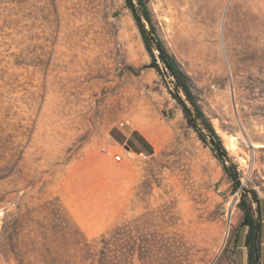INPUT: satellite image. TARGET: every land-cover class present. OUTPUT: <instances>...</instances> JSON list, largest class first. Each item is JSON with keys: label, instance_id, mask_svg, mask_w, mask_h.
Segmentation results:
<instances>
[{"label": "rangeland", "instance_id": "1", "mask_svg": "<svg viewBox=\"0 0 264 264\" xmlns=\"http://www.w3.org/2000/svg\"><path fill=\"white\" fill-rule=\"evenodd\" d=\"M145 1L226 155L148 66L125 0H0V238L18 218L26 264H215L243 192L223 165L264 180V0Z\"/></svg>", "mask_w": 264, "mask_h": 264}, {"label": "trees", "instance_id": "2", "mask_svg": "<svg viewBox=\"0 0 264 264\" xmlns=\"http://www.w3.org/2000/svg\"><path fill=\"white\" fill-rule=\"evenodd\" d=\"M132 17L136 23L138 31L141 35L142 42L146 51L148 52L151 61L148 66L153 67L158 73L166 71L173 79V89L170 92L176 101L180 104L182 111L186 117L187 123L197 132L198 136L204 140L206 135L210 138V142L215 151H219L222 155H226V151L222 145L219 135L215 132L210 120L205 116L204 112L197 103L196 97L188 82L186 73L182 70L176 58L170 54L164 46L161 39L158 37L155 25L152 21L150 10L145 0H125ZM146 24L148 27H146ZM158 50V56L162 62L163 67L157 62L154 54V49ZM182 93L185 100L181 98L179 93ZM187 101V103L185 102ZM256 195V192L253 190ZM242 198L239 201V207L244 211L243 223L249 226L247 235L248 245V264H255V259H259V242L257 238V228L255 222L249 214L250 204L246 201L247 193L241 192ZM18 218L14 219L11 231H8L7 226L3 228L0 238V252L8 257L14 259L17 264H26L25 257L17 249L20 231L18 230ZM102 247L100 253L104 254L107 242L102 239ZM76 245H82L86 249V253L94 247L93 244H88L85 241L77 240ZM37 255L34 256V259ZM72 255H50L40 259L44 264H71L69 258ZM49 260L48 262L46 260ZM100 261V260H99ZM97 264H103L101 261Z\"/></svg>", "mask_w": 264, "mask_h": 264}, {"label": "crops", "instance_id": "3", "mask_svg": "<svg viewBox=\"0 0 264 264\" xmlns=\"http://www.w3.org/2000/svg\"><path fill=\"white\" fill-rule=\"evenodd\" d=\"M264 179V169L262 170ZM256 189V200H246L250 204L249 214L255 222L257 228V238L259 242V259L257 264H264V180ZM244 211L239 208L236 223L231 237L218 255L215 264H248L247 235L249 226L243 223Z\"/></svg>", "mask_w": 264, "mask_h": 264}, {"label": "water", "instance_id": "4", "mask_svg": "<svg viewBox=\"0 0 264 264\" xmlns=\"http://www.w3.org/2000/svg\"><path fill=\"white\" fill-rule=\"evenodd\" d=\"M223 167L226 170V172L229 173L232 183L236 185L238 190L243 191L245 193H249L253 200L257 199L253 190L245 186V184L240 180L238 173L233 171L232 167H227L226 165H223ZM255 264H257V258L255 259Z\"/></svg>", "mask_w": 264, "mask_h": 264}, {"label": "bare ground", "instance_id": "5", "mask_svg": "<svg viewBox=\"0 0 264 264\" xmlns=\"http://www.w3.org/2000/svg\"><path fill=\"white\" fill-rule=\"evenodd\" d=\"M245 138H246V141L248 143V146L250 147V149L252 150V152H254V149H258V148H254V147H258L257 144H255L254 142H251V140L247 136ZM232 150H235V149H232ZM235 202H236L235 199H232V201L228 202V204H227V206H228L227 214H230V213H232L235 210Z\"/></svg>", "mask_w": 264, "mask_h": 264}, {"label": "built area", "instance_id": "6", "mask_svg": "<svg viewBox=\"0 0 264 264\" xmlns=\"http://www.w3.org/2000/svg\"><path fill=\"white\" fill-rule=\"evenodd\" d=\"M105 150V149H104ZM107 152V154H110V152H108V151H106ZM114 160L115 161H119V160H121V155L120 154H116V155H114ZM240 177V180L243 182V177L242 176H239Z\"/></svg>", "mask_w": 264, "mask_h": 264}]
</instances>
